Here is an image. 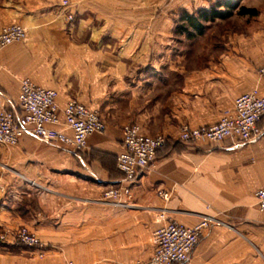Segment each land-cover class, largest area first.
<instances>
[{
    "label": "crops",
    "instance_id": "crops-1",
    "mask_svg": "<svg viewBox=\"0 0 264 264\" xmlns=\"http://www.w3.org/2000/svg\"><path fill=\"white\" fill-rule=\"evenodd\" d=\"M148 1L136 0L135 8V0H69L64 7L57 0H0V27L25 28L21 41L0 47V107L19 110V78L26 75L55 88L60 105L75 97L106 122L75 151L28 134L0 142V264L145 259L160 210L184 225L202 214L217 221L200 233L186 264H264V221L254 197L264 184V116L247 142L177 139L181 124L215 122L236 94L255 87L264 95L257 72L264 64V0H236L255 14L239 15L234 7L230 25L209 28L207 39L191 48L168 43V10L152 13ZM222 1L174 0L173 6ZM131 121L145 134H164L165 143L129 198L104 199L102 190L122 180L115 158L121 127ZM19 224L43 247L16 241Z\"/></svg>",
    "mask_w": 264,
    "mask_h": 264
},
{
    "label": "built area",
    "instance_id": "built-area-1",
    "mask_svg": "<svg viewBox=\"0 0 264 264\" xmlns=\"http://www.w3.org/2000/svg\"><path fill=\"white\" fill-rule=\"evenodd\" d=\"M61 7L68 6L69 0H57ZM64 17L70 20L71 11ZM25 37L22 23L10 22L0 27V47L9 42L21 41ZM257 72L264 76V64ZM18 111L9 107H0V142H16L21 135L28 134L44 141L57 142L65 149L80 150L86 145L87 135L103 130L106 122L99 111L85 105L75 97H69L63 104L57 101L55 88L36 83L29 76L19 78ZM264 116V95H260L255 87L236 94L231 108L223 109L219 118L208 125L188 126L181 124L177 139L184 142L205 140L219 142L224 137L237 141H250L258 133L256 121ZM122 148L116 153L117 164L122 177L118 184L108 186L101 192L104 199L116 201L124 195L129 198L130 187L136 177L154 158L156 149L165 143L162 133L145 134L137 122H126L121 127ZM157 194L165 200L167 191L157 190ZM258 212L264 221V184L254 190ZM160 223L153 228L151 236L152 250L145 259H136L122 264H186L192 249L197 244L200 233L216 223L214 217L202 214L192 225L176 222L163 210L157 212ZM5 232H0V238ZM16 241L36 248L43 247V241L24 224L14 230ZM42 255V251L38 252ZM64 264H73L66 260Z\"/></svg>",
    "mask_w": 264,
    "mask_h": 264
},
{
    "label": "trees",
    "instance_id": "trees-1",
    "mask_svg": "<svg viewBox=\"0 0 264 264\" xmlns=\"http://www.w3.org/2000/svg\"><path fill=\"white\" fill-rule=\"evenodd\" d=\"M220 4L221 7H219ZM234 7L236 14L247 16L255 14L254 8L236 5V0H223L218 3L210 2L204 8H197L189 12L182 11L178 16L175 29L183 33L187 38L205 34L210 27V21L230 17Z\"/></svg>",
    "mask_w": 264,
    "mask_h": 264
},
{
    "label": "rangeland",
    "instance_id": "rangeland-1",
    "mask_svg": "<svg viewBox=\"0 0 264 264\" xmlns=\"http://www.w3.org/2000/svg\"><path fill=\"white\" fill-rule=\"evenodd\" d=\"M148 2H149L148 7L151 8L150 11L152 13L158 12L157 10L160 9V8H163L164 6L168 10L167 11L168 23L170 25L169 34H168V43L170 45L176 46V44L184 43V44H189V46L191 48V45H192L193 42H198L199 43V42H203V41H205L207 39L206 36H205V34L207 32H205V34H201V35H198V36L195 35L193 37L187 38V37H185V35L183 33L179 32L178 30L175 29V24L177 22V19H178V16L180 15V13L182 11L189 12V11L194 10L196 8L189 7V9H186V8L177 7V6L174 8V6H173L174 5L173 4L174 0H161L160 4L156 3L157 0H149ZM134 3L136 4L135 8L140 7V5H138V2L136 3V0H135ZM231 20H232V18L228 17V18H219V19H217L216 22H211L210 21V23H209L210 27L209 28L214 27V26L220 27V26H224V25H230L231 24V22H230ZM218 23H220V24L217 25ZM152 40H153L154 44H156V43L160 44L159 38L153 36ZM174 54H175V52H174Z\"/></svg>",
    "mask_w": 264,
    "mask_h": 264
}]
</instances>
